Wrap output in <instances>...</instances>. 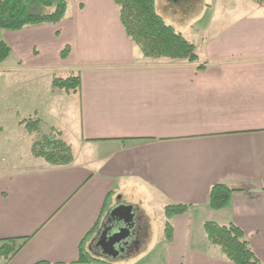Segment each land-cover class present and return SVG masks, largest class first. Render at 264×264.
Listing matches in <instances>:
<instances>
[{
	"label": "crops",
	"instance_id": "obj_1",
	"mask_svg": "<svg viewBox=\"0 0 264 264\" xmlns=\"http://www.w3.org/2000/svg\"><path fill=\"white\" fill-rule=\"evenodd\" d=\"M64 1L57 24L0 30L10 49L0 74L80 77L79 90L53 88L29 118L71 147L74 160L65 167L27 155L31 137L9 111L17 99L0 90V246L27 239L6 264H231L202 234L205 222L236 226L264 264V11L224 21L203 5L195 13L183 0H154L165 24L199 40L189 63L143 57L113 0ZM232 4L223 2L221 12ZM15 125L23 127L22 139L4 138ZM214 185L232 191L224 209L208 207ZM126 195L139 208L116 201ZM168 205L189 206L169 220V240ZM121 207L130 208V220L113 213ZM143 208L163 214L158 253L151 228L139 221ZM125 221L123 251L104 252L97 244L103 231ZM80 246L98 262L80 257Z\"/></svg>",
	"mask_w": 264,
	"mask_h": 264
},
{
	"label": "trees",
	"instance_id": "obj_2",
	"mask_svg": "<svg viewBox=\"0 0 264 264\" xmlns=\"http://www.w3.org/2000/svg\"><path fill=\"white\" fill-rule=\"evenodd\" d=\"M119 11L122 28L143 57L150 59L186 60L194 63L197 60L195 47L171 26L164 23L155 11L154 0H113ZM264 10V0H253ZM50 10L47 12L46 10ZM66 3L64 0H0V30L7 32L19 31L29 27L44 24H57L65 16ZM10 49L0 41V64L9 56ZM66 50L61 57L64 58ZM51 86L66 93H74L80 88L78 74L69 73L65 78H53ZM31 137L30 154L42 159L50 167H65L73 162L71 147L57 133L42 130L39 120L28 119L20 121ZM231 190L220 185H214L209 192L208 207L211 210L224 209L230 199ZM187 205H168L164 207L165 236L169 240L172 226L169 220L177 215L186 213ZM203 232L207 241L219 247L222 255L231 264H260L250 249L242 231L233 224L219 225L213 222L203 224ZM16 245L18 239L4 240L0 246V257L4 264L25 244ZM80 257L87 262H98L88 257L79 248ZM36 264H49L38 262Z\"/></svg>",
	"mask_w": 264,
	"mask_h": 264
},
{
	"label": "rangeland",
	"instance_id": "obj_3",
	"mask_svg": "<svg viewBox=\"0 0 264 264\" xmlns=\"http://www.w3.org/2000/svg\"><path fill=\"white\" fill-rule=\"evenodd\" d=\"M225 1H231L233 2L231 8L225 9V12H221V7L223 2ZM66 3V2H65ZM202 5L206 8V10L209 11L210 16L212 18L217 19L218 15H224L226 16L224 21H226L229 16L233 15H245V14H257L259 12H263V8L258 5L253 0H183L181 6H184L187 10L192 9L196 13V9H200ZM49 12L50 10H46ZM192 25V24H191ZM201 25V24H200ZM186 40H188L190 43H196L199 44V40L195 38V35L193 34H187L185 35ZM200 53V51H199ZM12 59H10L8 62L11 64ZM34 78V81L31 85H21V81L24 83L26 80ZM14 85H17V88H14ZM2 89L3 94L7 96H13L17 99V102H13L12 104H8L11 109L9 111H12L13 114L17 115L20 121L28 120L29 118H33L37 112L41 111V108L43 107V103L46 100V97H48L53 87L51 86V77H49L48 72H42V71H35L33 73L30 72H10V73H1L0 74V90ZM6 100L3 101V105H5ZM38 115V114H37ZM39 117V116H38ZM36 119V118H35ZM16 136V138L22 139L23 133V127L19 129L18 125H15L14 127L8 126L6 128V131L4 133L5 136L12 137V134ZM15 140V139H14ZM27 142V141H26ZM21 151L24 152L26 149L28 150V146H24L22 144ZM20 151L19 156L22 157L23 153ZM21 154V155H20ZM28 156L32 158V155L30 154V151L28 150ZM23 158V157H22ZM121 198H116V201H122L128 205H134V207L139 208V201L137 198L132 197L131 195L126 196H120ZM148 210H144V208L141 210V213H139V221L142 223V225H145L147 228H151L152 233V239L155 243L153 245L151 250H156L157 253L159 251V244L158 242L162 238V228L163 224L162 216L160 215L162 212L155 211V208L151 209L148 216ZM146 211V216H145ZM199 216H196L195 218V225L193 226V233L198 232V224ZM155 220V221H154ZM204 234V232H202ZM206 237V236H205ZM207 240V239H206ZM209 243V242H208ZM217 247V246H216ZM155 253V251L153 252ZM1 259V258H0Z\"/></svg>",
	"mask_w": 264,
	"mask_h": 264
},
{
	"label": "water",
	"instance_id": "obj_4",
	"mask_svg": "<svg viewBox=\"0 0 264 264\" xmlns=\"http://www.w3.org/2000/svg\"><path fill=\"white\" fill-rule=\"evenodd\" d=\"M113 213L118 214L121 217L123 216V218H127L128 216L129 220L130 217L132 216L130 212V208H126V207L116 208ZM124 224H126V221L124 222ZM128 226L129 225L126 224L125 227H119L116 229L113 227L106 229L101 234L97 244L100 246H106L108 248V250L102 249L104 252L117 256L120 252L123 251V248L120 247V243L126 237H128L129 234ZM123 232L125 233L124 235H122Z\"/></svg>",
	"mask_w": 264,
	"mask_h": 264
},
{
	"label": "flooded vegetation",
	"instance_id": "obj_5",
	"mask_svg": "<svg viewBox=\"0 0 264 264\" xmlns=\"http://www.w3.org/2000/svg\"><path fill=\"white\" fill-rule=\"evenodd\" d=\"M125 233L123 232V234L122 235H124ZM115 239H117V238H115ZM101 248L102 249H105V250H108V248L106 247V246H101Z\"/></svg>",
	"mask_w": 264,
	"mask_h": 264
}]
</instances>
